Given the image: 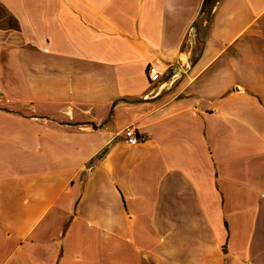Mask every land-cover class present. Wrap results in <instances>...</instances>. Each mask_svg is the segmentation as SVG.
Here are the masks:
<instances>
[{"label": "crops", "instance_id": "obj_1", "mask_svg": "<svg viewBox=\"0 0 264 264\" xmlns=\"http://www.w3.org/2000/svg\"><path fill=\"white\" fill-rule=\"evenodd\" d=\"M204 2L0 0V264H264V0Z\"/></svg>", "mask_w": 264, "mask_h": 264}, {"label": "built area", "instance_id": "obj_2", "mask_svg": "<svg viewBox=\"0 0 264 264\" xmlns=\"http://www.w3.org/2000/svg\"><path fill=\"white\" fill-rule=\"evenodd\" d=\"M148 76L151 81H157L164 76V73L159 71L154 66H149L148 68ZM172 77H175V74H172ZM119 134H122L126 141L130 143H138L145 139V136L141 135L137 132V130L133 126H126L123 128Z\"/></svg>", "mask_w": 264, "mask_h": 264}, {"label": "trees", "instance_id": "obj_3", "mask_svg": "<svg viewBox=\"0 0 264 264\" xmlns=\"http://www.w3.org/2000/svg\"><path fill=\"white\" fill-rule=\"evenodd\" d=\"M217 0H205L202 12H211Z\"/></svg>", "mask_w": 264, "mask_h": 264}]
</instances>
